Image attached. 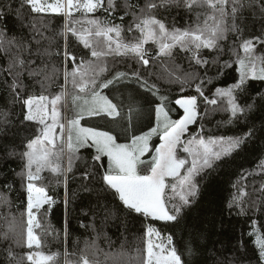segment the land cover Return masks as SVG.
<instances>
[{
    "label": "snow or ice",
    "instance_id": "6c2138e0",
    "mask_svg": "<svg viewBox=\"0 0 264 264\" xmlns=\"http://www.w3.org/2000/svg\"><path fill=\"white\" fill-rule=\"evenodd\" d=\"M16 3L19 7H15ZM116 7L114 0H0V55L6 60V65L0 67V85L8 92L10 103L19 104L21 108V115L15 120L10 110L0 109V136H8L17 126L25 130L30 126L32 130V136L23 142V150L18 152L11 147L4 157H18L22 161L21 170L16 175L26 187L24 210L20 212L21 217L26 216V231L19 227L16 216L11 212L4 217L7 227L0 229V242H9L6 251L10 261L16 260L13 246L30 250L16 264H21L25 257L30 264H57L60 253L46 254L41 236L34 231L42 227L38 214L41 210L46 214L55 203L46 188L37 182L45 179L42 176L45 171L66 177L72 172L75 161L84 159L79 155L81 149H95L92 163L86 166L83 178L90 179L102 167V190H111L122 209L146 222L143 230L145 247L143 253L136 257V264H207L204 257L214 209L210 202L205 206L203 178L215 171L221 162L239 155L250 143L264 140V124L258 128L255 123L247 122L249 113L257 107H264V94L256 90L258 99L252 100L249 96L251 103H241L242 97L248 96L249 81H264V0H145L143 5L124 0L125 15L132 17L127 29L123 25L124 16L120 17V24H114L109 18ZM25 8L29 10L28 14L23 12ZM171 8L192 13V23L178 28L174 22L166 24L162 18H157L161 9ZM12 12H15L21 28L27 30V35L23 31L19 34L7 32L4 19ZM98 12L104 15H94ZM246 12L250 13L253 21L261 23L258 32H250L247 36ZM76 13L80 16L77 17ZM40 14L63 19L59 32L65 40L62 51L50 50L54 39L46 36L45 32L51 22L39 19ZM84 24L91 27H83ZM125 30L138 31L140 36L133 42H122L121 34ZM113 33L116 39H113ZM68 34L77 37L83 48L89 49L90 56L97 60L113 54H132L147 68L154 57L174 59V50L179 48L183 52H191L189 60L198 66H207L211 62L218 74L238 64L236 82L226 88L217 87L214 91L217 96L228 98L231 117L237 122L244 119L246 131L239 135L208 134L206 138V132L211 130H206L202 122L198 123L197 96L184 97L183 83L179 86L181 97L173 101L169 91H162L155 82L149 83L146 71L142 74L133 70L129 74L117 70L110 77L101 78L107 69L92 59L78 57L76 51L68 47ZM93 36L106 39L90 40ZM229 36L234 38L227 46L229 58L222 59L226 52L224 42ZM43 41L48 42L47 47ZM149 42L158 44V50L153 52L146 48ZM237 46L242 49L243 57L239 55ZM258 48L262 49L259 53ZM203 50L215 53L211 61L205 58ZM53 55L62 59L65 84L70 82L85 94L72 97L76 110L66 123L62 122L58 107L66 93L61 90L51 96L44 94L47 91L45 81L53 78L46 71L44 61ZM38 60L40 65H37ZM42 73L43 80H40ZM55 73L53 68V75ZM142 75L145 78L142 79ZM28 80L39 84L41 91L34 93V85L27 83ZM132 80L139 84L140 89H147L158 99L151 109L155 126L140 135L133 133L128 136L146 114L137 92L129 91L125 95L116 89L117 84ZM207 82L210 81L202 80L197 84L195 92L214 105L216 99L209 100L202 91ZM110 88L114 92L111 96L103 91ZM173 103L182 110L178 119H172L170 115L175 110ZM94 119L103 121L104 125L81 124V121L87 124ZM233 122L232 119L227 121L229 125ZM191 125H197V130H190ZM121 133L127 136V142H119ZM153 136L159 137L158 146L150 144ZM147 153L154 154L149 160L142 159ZM257 167L264 171V161ZM13 190L14 185L6 182L2 190L4 194L0 195V203L7 204L9 209L14 206L8 198ZM92 190L84 186L85 192L91 193ZM234 209L238 215H247L251 210L264 214V199L249 202L233 194L221 211L232 212ZM186 217H192L195 222L181 252L174 243V235L169 233L162 237L152 222L176 225ZM206 224L209 227H205ZM253 229L248 235L255 238L257 260L264 264V227L255 230L254 221ZM90 246L96 247L94 242ZM108 255L105 254L106 259ZM209 258L215 264H233L227 257L213 254ZM74 264H99V261L89 260L85 254Z\"/></svg>",
    "mask_w": 264,
    "mask_h": 264
},
{
    "label": "trees",
    "instance_id": "16d2710c",
    "mask_svg": "<svg viewBox=\"0 0 264 264\" xmlns=\"http://www.w3.org/2000/svg\"><path fill=\"white\" fill-rule=\"evenodd\" d=\"M117 5L116 10L109 17L114 24H120V17L124 16L123 25L125 29L132 22V17L125 15L123 7L124 0H114ZM138 2L140 5L145 3V0H129V3ZM15 7H19L16 3ZM197 11H206V9H197ZM28 14L29 10H23ZM92 14H89L91 17ZM96 16H103L101 12L95 13ZM79 17L80 14L76 13ZM246 23L248 25L245 35L250 32H258L261 28L259 20L253 21L250 13L246 12ZM157 18H162L166 24L175 23L176 27L183 28L192 23L194 17L192 13H188L183 9L171 8L168 10L161 9L157 13ZM39 19L50 21V28L45 32L46 36L54 39V43L50 50L53 52L62 51L65 40L59 32L62 29L63 19L59 16L48 14H40ZM7 25L9 34H19L21 31L27 35V30L22 29L16 18L15 12L9 13L4 19ZM81 27V25H76ZM83 27H86L83 25ZM140 36L138 31H124L121 34L122 42H133ZM94 37V36H93ZM93 37L91 39H93ZM90 39V40H91ZM233 37L224 42L226 49L222 59H228L227 46L233 42ZM68 47L75 50L78 57L92 59L94 62L107 69L102 73L101 78L110 77L114 71H127L129 74L133 70L140 73L147 72L149 83H157L158 87L164 91L170 92V97L174 101L180 98L179 92L180 83H183L185 91L183 96L196 95L198 101V123H203L206 130H211V135H239L246 131L244 125L245 120L240 119L238 122L231 117L230 108L227 97H220L215 94V88H226L236 82L239 76L238 64H233L232 67L224 70L222 74L217 73V68L210 62L207 66L196 65L195 61H190L191 52H183L179 48L175 49V58L162 57L153 58L150 60L149 66L145 68L140 64L132 54L128 56L109 55L97 58L90 56V50L83 48L77 37L68 34ZM45 47L48 46L47 41H43ZM146 48L155 52L158 50V44L149 42L145 45ZM237 50L241 57L244 56L242 49ZM262 49L258 48V53ZM257 53V54H258ZM205 58L211 61L215 53H210L209 50H203ZM232 59H235L233 56ZM44 63L47 65L46 71L52 75V79L45 81L47 85L46 95H54L61 90L67 92V113L68 119L73 116L72 110L74 103L72 97L74 95H85L80 93L77 87L69 82L65 84L63 76L62 59L60 56L53 55L51 58H45ZM41 62L38 60L37 65ZM6 65L5 57L0 55V67ZM53 68L56 73L53 75ZM195 75H190V74ZM44 74L38 78L43 80ZM145 78L142 75V79ZM202 80L210 82L204 83L202 91L209 100L216 99V104H211L203 100L195 92V86L200 84ZM30 85H34L33 92L41 91L40 85L34 81H26ZM116 89L120 93L127 94L129 91L137 92L138 98L146 109V114L137 122L135 129L128 133V136L147 132L151 127L155 126L154 114H151V109L154 107V101L158 99L156 95L149 93L147 89H140L139 84L135 81H125L117 84ZM256 90L259 94H264V81L251 80L249 81L248 96L242 97L241 103H251L252 100L258 99ZM109 96L113 95V90L104 89ZM252 97V100L248 97ZM175 109L171 114L173 118H178L182 115V110L178 105L172 104ZM0 109L10 110L14 113L13 120L21 115L19 104L12 105L9 100L8 92L0 85ZM203 118V119H201ZM234 120L232 124H228V120ZM93 125H104L103 121L94 119L88 121ZM249 124L255 123L259 128L264 124V107H257L249 113L247 117ZM190 130H197V125H191ZM32 136L30 126L21 128L17 126L12 129L8 136H0V195L6 182L14 185V190L9 194L8 198L12 201L13 207L9 209L7 204L0 203V229L6 228L4 217L10 212L16 216L17 224L20 228L26 231V216L21 217L20 212L24 210V201L26 187L17 177L20 172L22 161L18 158L6 159L7 151L11 147H15L19 152L23 150L25 138ZM119 138L122 141H127V136L123 133ZM95 149H81L79 155L83 160H77L74 163L72 172L67 173V180L59 175L55 179L47 177L46 183L43 182L48 194L53 197L55 203L50 206L49 211L44 214L43 210L38 214L41 228L35 229V233L41 236L42 248L45 253H60L57 257V264H74L81 259L83 255H87L89 260H98L99 264H136V257L143 253L145 247L143 241V230L145 223L139 217L130 215L126 210L122 209L119 201L111 195V190L103 191L101 185L100 173L104 169L98 168L96 174L86 180L83 178V173L87 165L92 163L91 157ZM187 156V154H182ZM190 159V158H189ZM149 160V159H148ZM264 161V140H257L255 143H250L247 148L230 158L225 162H221L215 171L206 174L203 178L205 188V206L208 202L211 203L214 209L212 225L210 226V238L207 241L205 259L207 264H215L213 259H210L213 254L217 257H227L233 264H259L257 260L258 250L254 245V237L248 233L254 231L253 222H256V229L260 230L264 227V214L251 210L247 215L237 214L234 209L232 212L225 209L226 201L231 195L236 194L241 196L245 201H259L264 199V171H261L257 165ZM92 188V192L84 191V186ZM236 185V187H233ZM247 207V204L245 205ZM19 208V211L17 210ZM48 207V206H46ZM114 213V214H113ZM251 217V219L249 218ZM195 221L192 217H186L179 224H165L164 222H152L162 236H167L169 233L174 235V243L179 251L183 252L185 242L189 239V233L192 231L191 225ZM209 227V225H205ZM242 241V243H240ZM95 243L96 247L90 246ZM9 242H0V264H16L26 252L30 251L26 247L13 246V253L16 260H9L8 252L6 251ZM140 250V253L137 250ZM222 249V251H220ZM67 253V256L65 255ZM109 254L107 259L105 254ZM21 264H30L25 259ZM227 264V262H226Z\"/></svg>",
    "mask_w": 264,
    "mask_h": 264
},
{
    "label": "rangeland",
    "instance_id": "374dc122",
    "mask_svg": "<svg viewBox=\"0 0 264 264\" xmlns=\"http://www.w3.org/2000/svg\"><path fill=\"white\" fill-rule=\"evenodd\" d=\"M86 27H91V26H89V25H87V24H84ZM112 36H113V39H116V36H115V34L113 33L112 34ZM92 37H90V39H91ZM93 39H100V40H105L106 38H104V37H99V38H97V37H93ZM113 46H115V45H113ZM65 89V93H66V95H65V97H64V99H62V101L60 102V104L58 105V107L60 108V111H61V120H62V122H67V120H68V113H67V92H66V87L64 88ZM105 94H107L106 92H104ZM75 110H76V105L74 104V106H73V110H72V113H73V115H74V112H75ZM171 115V114H170ZM172 117V116H171ZM181 116H179L178 118H180ZM71 118V117H70ZM69 118V119H70ZM178 118H173L172 117V119H178ZM81 124L82 125H84V126H95V125H93V124H90V122H88L87 124H85V121H81ZM59 129H57V133H59ZM143 132H141V133H139V134H136V135H140V134H142ZM119 142H124V141H122V139L121 138H119ZM125 142H127V141H125ZM160 143V139H159V137L158 136H153L152 137V139H151V141H150V144L152 145V146H158V144ZM59 146V145H58ZM154 153H147V154H145V156L144 157H142V159H144V160H148V159H150V157H151V155H153ZM65 163H66V161H65ZM42 176H44L45 177V179L43 180V181H41V182H37L38 183V185H40V186H44L43 185V182H45L46 183V181H47V177L49 176V178H53V179H55L57 176H59L58 174H54V173H51V172H49V171H45V172H43L42 173ZM61 176H63V175H61ZM64 177V180H67V174H66V177L65 176H63ZM47 184V183H46ZM162 237H165V236H162ZM66 264V263H65Z\"/></svg>",
    "mask_w": 264,
    "mask_h": 264
}]
</instances>
